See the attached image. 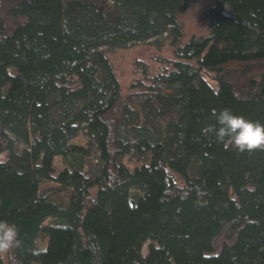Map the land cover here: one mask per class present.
Masks as SVG:
<instances>
[{"label":"trees","instance_id":"trees-1","mask_svg":"<svg viewBox=\"0 0 264 264\" xmlns=\"http://www.w3.org/2000/svg\"><path fill=\"white\" fill-rule=\"evenodd\" d=\"M208 1L185 38L192 0H0V264H264V151L204 132L264 123V0ZM137 43L170 56L123 94L108 54Z\"/></svg>","mask_w":264,"mask_h":264},{"label":"rangeland","instance_id":"rangeland-1","mask_svg":"<svg viewBox=\"0 0 264 264\" xmlns=\"http://www.w3.org/2000/svg\"><path fill=\"white\" fill-rule=\"evenodd\" d=\"M92 1H94L99 6H103L107 0ZM208 3V0H192L190 6L182 13H180V19L184 27L185 38H187L191 34L199 35L206 33V21L201 18V11L205 6L208 5ZM156 54L170 56V50L168 47L164 46L161 51H157V49L154 48L151 44L137 43L125 49L116 50L108 54L113 61L123 94L128 91L129 84L133 80V78L138 76L139 74L138 72H134L133 70L134 59L144 60L148 64V70L152 73H155L159 68L158 63L153 59ZM81 140H87L84 132H81L79 136L73 141ZM19 146L22 148L21 144H19ZM4 159V155L0 154V160ZM88 162L87 171L89 176L94 177L98 175L101 163L98 159V152L94 146H91L90 148ZM43 163L49 166H53L55 170L61 168L64 164L61 157H51L49 154L44 155ZM129 164L132 165L133 163ZM42 184V186L46 188L47 183ZM147 244L148 242L143 244L141 248L142 253L146 252Z\"/></svg>","mask_w":264,"mask_h":264},{"label":"clouds","instance_id":"clouds-1","mask_svg":"<svg viewBox=\"0 0 264 264\" xmlns=\"http://www.w3.org/2000/svg\"><path fill=\"white\" fill-rule=\"evenodd\" d=\"M216 126H209L205 134L212 133L217 143L227 148L231 145L238 153L264 151V123L253 121L243 115L234 114L224 108L218 113L214 110ZM19 228L14 222L0 219V256L22 247Z\"/></svg>","mask_w":264,"mask_h":264}]
</instances>
